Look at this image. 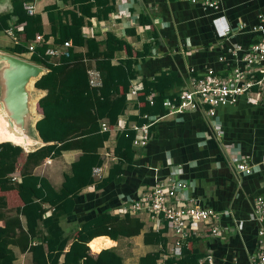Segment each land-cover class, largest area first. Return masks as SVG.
Wrapping results in <instances>:
<instances>
[{
	"label": "crops",
	"instance_id": "1",
	"mask_svg": "<svg viewBox=\"0 0 264 264\" xmlns=\"http://www.w3.org/2000/svg\"><path fill=\"white\" fill-rule=\"evenodd\" d=\"M23 1L24 5L35 7L34 15H41L44 38L52 34L47 9L53 6L61 11L73 9L72 4H65L61 0ZM111 4H114L115 11L110 18L86 19L83 32L99 42L105 41L111 33L131 44L135 51H142L147 44L153 47L151 55L139 61L140 75L132 82L125 114L119 117V125L111 131L110 139L99 151L103 159V178H95L98 183L118 163L115 149L118 136L123 131L121 128L126 127L127 130L137 124L133 118L140 114L137 108L140 104L138 92L143 79L152 80L165 72L174 73L183 81V85L174 91L178 94L186 86L190 69L199 73L211 69L220 76H228L232 68L241 65L238 58L231 56L229 49L239 45L247 49L259 40L260 34L254 32L253 28L258 23V16L264 14V0H221L216 11H206L184 0H111ZM13 10L14 0H0V16ZM123 11H127L130 17L115 18ZM217 16H225L233 28L234 32L227 40L217 38L214 32L212 20ZM140 17L152 21V31L140 24ZM15 22L14 18L9 29L13 35L8 33L9 30L0 31V50L9 54L16 45H31L26 41V34L21 33L25 26H16ZM243 24L245 29H239ZM128 30H134L135 34L130 35ZM153 33L157 34V39ZM53 42V37L46 41L50 44ZM24 55L15 56L24 59ZM126 58L125 52H119L114 64ZM220 58H224V61ZM260 100L249 104L242 97L235 105L220 107L217 116L212 119L196 111L166 118L153 125L154 130L151 131L152 126L147 145L136 148L133 170L125 172L119 181L110 183L103 190H96L94 186L84 189L75 199L73 215L63 220L64 228L75 229L105 212L124 218L127 214L121 211L132 201L166 176L177 174L190 185L183 197L193 198L199 206L222 214L220 237L212 238L210 232L199 230L197 248L202 254L201 260L212 257L213 264H248L250 256L258 250V233L264 227L256 220L254 211V199L264 197V96ZM0 139L22 141L5 133L1 117ZM81 155L79 150L63 152L56 159H46L40 163L33 169V174L46 178L56 189H60L65 174H71L72 164ZM240 161L248 163L253 173L239 174L236 166ZM13 177L19 180L20 173L16 172ZM135 217L145 226L140 236L117 242L103 236L113 245L100 251L115 249L122 256L124 264H139L142 257L161 251V246L144 244L145 233L151 230L158 232L154 229L155 224L146 215ZM172 245L173 239H169L168 248ZM20 256L24 260L20 264H30L27 257ZM167 257L165 253L161 255L157 264H165Z\"/></svg>",
	"mask_w": 264,
	"mask_h": 264
},
{
	"label": "trees",
	"instance_id": "2",
	"mask_svg": "<svg viewBox=\"0 0 264 264\" xmlns=\"http://www.w3.org/2000/svg\"><path fill=\"white\" fill-rule=\"evenodd\" d=\"M61 1L72 4L73 9L61 11L56 6L47 9L52 34L45 36L44 42L37 40L44 35L41 15H28L23 0H14L13 12L0 16V31H8L14 18L16 26H25L21 33L26 34L27 43L36 44L30 61L48 70L35 85L48 92L38 105L44 118L38 122L37 129L45 145L27 155L21 147L0 144V264H19L18 254L27 257L30 264H124L115 249H100L113 245L105 237L117 242L140 236L145 226L139 218L130 214L120 218L105 212L70 230L64 228L63 220L73 215L75 199L84 189L94 186L96 190H103L133 170L136 132L127 129L118 136L115 149L118 163L102 182H96L93 177L94 168L103 166L100 149L127 110L132 82L140 75L139 61L151 55L153 45L147 44L142 51H135L127 41L111 33L101 42L85 36L86 19L107 20L114 13L111 0ZM140 19L141 25L153 30L152 21L147 17ZM128 32L135 34L134 30ZM153 36L158 38L156 33ZM50 37L54 38L53 44L46 43ZM68 41L72 44L68 56L46 54L50 48H60ZM9 52L18 56L30 53L25 45H16ZM119 52H125L127 58L114 64ZM91 69L99 72L101 86L90 85ZM182 85V79L174 73L143 79L138 92L140 114L133 120L142 126L149 123L143 118L145 115L154 117L168 112L165 102L177 97L174 91ZM150 97L153 105L148 101ZM104 123L109 128L106 132L102 130ZM74 150L81 151L82 155L72 164L71 174H65L60 189L33 174V169L46 159H56L63 152ZM16 172L20 173L17 181L13 177ZM166 232L167 229L145 233V245L162 249L142 257L139 264H157L164 253L168 256L165 264H200L199 237L187 239L182 257L176 258L167 254ZM91 250L100 252L94 254Z\"/></svg>",
	"mask_w": 264,
	"mask_h": 264
},
{
	"label": "built area",
	"instance_id": "3",
	"mask_svg": "<svg viewBox=\"0 0 264 264\" xmlns=\"http://www.w3.org/2000/svg\"><path fill=\"white\" fill-rule=\"evenodd\" d=\"M184 1L199 5L206 11H216L221 0ZM24 8L30 15H34L36 12L35 7L31 4H25ZM128 17L130 14L127 11L120 12L115 16L117 19ZM212 26L217 38L221 40L229 39L234 32L225 16L215 17L212 20ZM239 29H245V25H240ZM253 30L260 34L259 40L247 49L241 45L229 49L231 56L238 58L240 66L232 68L226 77L220 76L211 69L203 73L190 69L186 86L181 89L177 97L165 102L168 112L154 117L145 115L143 118L149 120V123L142 126L138 124L131 126L130 129L136 132L133 146L144 148L150 139V128L166 118L201 111L212 119L217 116L220 107L235 105L242 97H245L249 104L261 101L260 99L264 96V14L258 16V23ZM8 33L13 35L12 30H9ZM85 36L89 38L86 34ZM37 40L45 41L42 36H38ZM71 46V42L68 41L60 48H50L46 54L50 57L68 56L67 51ZM35 47L36 44L29 45V52L34 53ZM220 60L224 61V58H220ZM89 76L92 87L101 86L98 71L90 70ZM148 100L151 105L154 104L152 97ZM108 129V124L104 123L102 130L106 132ZM121 129L124 131L126 127ZM236 169L239 174L250 175L253 173L252 167L243 161L237 164ZM102 173L103 169L96 167L93 170V177L101 180ZM189 187V183L180 179L177 174L166 176L132 201L121 213L134 217L146 215L155 224L156 231L167 229L165 236L168 239H173V245L168 248L167 254L180 258L184 242L191 237H199L200 229L210 232L212 238L222 235L219 227L222 214L211 208L199 206L193 198L183 197ZM254 211L256 220L264 224V197L259 196L254 199ZM258 236V250L250 256L248 264H264V227L259 230ZM204 262L213 264V258L201 260L200 264Z\"/></svg>",
	"mask_w": 264,
	"mask_h": 264
},
{
	"label": "water",
	"instance_id": "4",
	"mask_svg": "<svg viewBox=\"0 0 264 264\" xmlns=\"http://www.w3.org/2000/svg\"><path fill=\"white\" fill-rule=\"evenodd\" d=\"M47 73L43 66L0 50V117L5 133L23 138L21 142L0 139V144L21 147L27 155L45 145L37 129L44 118L38 105L48 92L35 85Z\"/></svg>",
	"mask_w": 264,
	"mask_h": 264
},
{
	"label": "rangeland",
	"instance_id": "5",
	"mask_svg": "<svg viewBox=\"0 0 264 264\" xmlns=\"http://www.w3.org/2000/svg\"><path fill=\"white\" fill-rule=\"evenodd\" d=\"M1 38V37H0ZM24 57V59H26L27 61H29V62H31L30 61V58H31V56L30 55H24L23 56ZM128 243V242H127ZM128 245V244H127ZM27 261V260H26ZM22 262H24V260L23 259H21V256L18 254V261H17V263H22Z\"/></svg>",
	"mask_w": 264,
	"mask_h": 264
},
{
	"label": "bare ground",
	"instance_id": "6",
	"mask_svg": "<svg viewBox=\"0 0 264 264\" xmlns=\"http://www.w3.org/2000/svg\"><path fill=\"white\" fill-rule=\"evenodd\" d=\"M11 135V134H10ZM14 137H16V136H14ZM17 138V137H16ZM17 139H23L22 137L21 138H17ZM29 143H31V141L29 140Z\"/></svg>",
	"mask_w": 264,
	"mask_h": 264
}]
</instances>
